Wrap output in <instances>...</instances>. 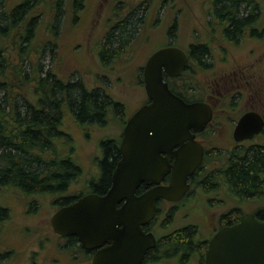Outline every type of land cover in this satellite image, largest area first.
<instances>
[{
	"label": "flooded vegetation",
	"instance_id": "af4514ba",
	"mask_svg": "<svg viewBox=\"0 0 264 264\" xmlns=\"http://www.w3.org/2000/svg\"><path fill=\"white\" fill-rule=\"evenodd\" d=\"M24 1L22 0L18 4H15V6H11L10 9L6 7L7 9L5 8V10L8 12L12 11ZM166 1L168 2V0H164V6H166ZM205 2H209L210 5V9L206 11V32H202L196 28L194 39L186 46H180L172 41L173 38H177L178 36V24L173 22L166 30V36H170L171 40H165L164 42L166 43L156 48L148 57L149 59L162 48H180L185 54V63L181 71L176 75L164 72V80L168 83L171 91L187 105L205 104L210 106L212 116L203 127H198V121L185 124L182 125L183 132L179 134L178 138L171 135L168 139H158L155 142V144H160L159 155L161 161H168L169 168L163 171L162 169L166 168L163 165L160 166L159 171H155L153 174H141L145 179H142L135 187V195L141 197L157 186H170L174 174H189L187 180L189 188L179 199L171 200L166 197L156 199L154 217L142 224L145 237L141 242L132 243L134 238H130L131 243L125 241V225L119 224L120 232L118 234L120 239H122L119 244V252L122 255L125 249L127 251L133 250L134 253L137 251L134 257L135 259H140L138 264H206V253L209 242L221 228L237 222L245 213H254L259 218H262L260 215L264 212V204H259L254 211L242 210V207L238 205L241 200H250L264 195V186L262 192L258 195L241 196L238 194L234 184L227 177V170L236 158L245 156L252 147H264V76L262 75V71H260L264 68V24L263 21L261 22L263 12L260 10L259 16H257L254 22L245 25L241 33L232 37L226 33L229 21L221 18L215 10V0H207ZM124 3L125 0H108L106 7L110 4L109 11L111 10V12H108L110 14L109 20H112L111 17L115 18V16L121 15L120 12L117 14V9H121ZM119 4L121 5L119 6ZM132 8L131 15L135 16L139 9L134 8V6ZM125 18L115 21L110 31ZM174 20L176 21L177 17ZM10 28V24H8L5 32ZM252 43L254 44L251 45ZM127 45L128 43H125L122 47L126 48ZM204 46L207 49L206 53L200 54L198 48ZM105 47L106 40L100 50V56L104 61L107 60L102 54ZM212 49L218 53L220 61L218 63L227 65L234 61L235 64L232 67L243 66L245 72L238 73L235 70L236 75H218L220 70L217 68H214L215 70L211 69L212 66L214 67L218 63L214 61L210 63L207 60L212 55ZM119 50L108 60H118L121 56ZM245 58H248L249 64L245 63L244 65L243 62H240ZM248 67H251L252 70H247ZM55 75L57 76V74ZM103 91L109 96L110 104L102 121L82 122L69 105H66L64 110L66 108L70 109L77 117L78 123L86 126H103L111 120V116L113 115L111 113L112 109L116 110L117 115L122 116L121 114L126 111L127 106L126 102L116 99L107 90L103 89ZM141 101V105L131 114L129 113L130 118L143 105L152 102L147 91L143 93ZM66 103L69 104L67 101ZM199 113L198 110L195 114L199 116ZM246 114L249 115L245 123L247 132L239 130L242 117ZM63 117L64 111L62 122ZM129 119L119 122L122 124V132L119 136L100 139L98 143V156L100 155L101 159L99 160V165L96 164L98 169L97 174L85 177V174H82L79 163L72 156L59 157L58 159H70L73 164L78 166L79 171L69 178L63 189H48L38 192H68L70 195H63L60 198L59 209L89 194L100 196L109 194L110 190L114 187L115 169L123 158L121 147L124 131ZM62 130L64 134L62 137L71 141L69 139L70 133L63 128ZM107 141L113 142L119 154L115 157L111 167L109 180L105 182L102 163L106 157L105 143ZM186 147L187 151L191 147L190 151L192 152L193 159L200 154V151L202 153V158L192 172L176 170L175 168L179 159L178 155H183ZM51 170H53L52 167ZM123 179L121 180L123 186L119 187V191H128L131 184L130 182L128 184V182L123 181ZM157 179L158 181H156ZM126 202V198L121 199L117 207H123ZM206 204H209V206H205ZM202 205L205 206V210H207L206 208L208 210L207 214L203 215L201 222L189 220L190 211L193 208L199 207L200 209ZM180 214H183L184 222L181 225H175L176 218ZM188 228L192 230V245L190 247L188 245L177 247L175 240L178 232ZM56 234L60 238L57 239V245H60L62 249L68 245L77 249L78 252L76 251L74 254L71 252L70 256L73 262L82 259L78 264H93V258L99 249L109 245L106 242L101 247L85 248L77 235H62L57 232ZM148 235H154L155 243L153 245H151ZM142 248L145 251L140 256L139 251ZM78 253L81 254L80 257L77 256ZM52 264H61V259L54 257Z\"/></svg>",
	"mask_w": 264,
	"mask_h": 264
},
{
	"label": "rangeland",
	"instance_id": "374dc122",
	"mask_svg": "<svg viewBox=\"0 0 264 264\" xmlns=\"http://www.w3.org/2000/svg\"><path fill=\"white\" fill-rule=\"evenodd\" d=\"M21 1L6 0L4 8L10 9ZM29 1V8L22 19L9 22L11 28L4 33L0 32V49L5 50L11 61L0 81L20 82L19 79L14 80L17 70L27 75L21 81V88L10 89L22 110L27 102L38 105L35 88L37 83L39 86V78L47 76L48 72L57 74L65 82L81 80L89 89H105L116 99L126 102V111L122 116L112 109L111 120L103 126L78 123L70 109L64 110L61 127L70 133L71 141L62 136L56 137L54 150L49 151L47 156H72L79 163L85 177L97 174L96 164L99 165L101 159L98 156L100 139L119 136L122 132V124L119 122L129 119V113L141 105L146 91L143 72L148 57L156 48L164 45L165 40H171L170 36H166V30L173 22L178 24V36L172 41L180 46H186L194 39L196 28L206 32L209 2L168 0L164 6V0H125L124 6L117 9V14L120 12L121 15L109 20L108 12L111 10L109 11L110 4L106 7L108 0ZM258 2L263 12L261 22L264 24V0ZM132 6L139 9L135 17L140 14L142 20L137 24L129 42H126L127 49L122 47L119 50L121 56L118 60L104 61L100 56L102 44L114 22L132 14ZM21 35L30 36L29 41L21 40ZM211 54L207 59L210 63L220 62L216 50L212 49ZM240 62L249 64L248 58ZM234 64V61L227 65L218 63L211 69L220 70V76L236 75L235 70L238 73L245 72L243 66L234 68ZM247 70L252 68L248 67ZM260 71L264 76V68ZM48 88L43 83L41 94L44 95ZM4 94L5 91L0 88V97ZM3 105L0 110H10L5 102ZM63 195L70 194L61 191L24 192L16 186L0 187V204L7 207L10 214L9 219L0 227V253H10L6 257L0 255V264H52L54 257H59L61 264L81 262L82 259L74 262L71 260L70 253L77 251L75 247L68 245L62 249L57 245V239L60 238L53 228L52 217L60 208V198ZM259 204H264V195L241 200L238 205L242 210L254 211ZM207 205L209 206H205ZM205 206L193 208L189 220L201 222L203 215L207 214L208 208L205 210ZM182 215L176 218L175 225L184 222ZM77 256L80 257L81 254L78 253Z\"/></svg>",
	"mask_w": 264,
	"mask_h": 264
},
{
	"label": "water",
	"instance_id": "95a60500",
	"mask_svg": "<svg viewBox=\"0 0 264 264\" xmlns=\"http://www.w3.org/2000/svg\"><path fill=\"white\" fill-rule=\"evenodd\" d=\"M185 59L184 52L178 47L162 48L148 59L144 83L152 102L143 105L126 125L121 147L123 158L115 169L114 187L109 194L83 196L59 209L52 217L57 233L77 235L85 248L101 247L108 242V246L96 253L93 264H138L140 259L134 257L137 251L125 249L122 255L119 252L122 240L118 234L119 224L125 225V241L131 243L130 238H134L132 243L141 242L145 237L142 224L154 217L156 199L176 200L189 188V174H174L170 186H157L141 197L134 193L137 184L145 179L141 174H153L163 165L166 167L163 171L169 168L168 161L160 159V144H155L158 139H168L171 135L178 138L183 132L182 125L198 121V127H203L211 119L210 106L187 105L164 80V72L178 74ZM198 110L199 116L195 114ZM248 117V114L242 117L239 130L247 132ZM190 148L187 151L186 147L183 155H178L176 170L192 172L198 165L202 153L200 151L193 159ZM122 179L130 182L128 191H119L123 186ZM123 198L127 202L118 208L117 204ZM148 236L153 245L154 235ZM144 251V248L139 251L140 256ZM206 264H264V219L254 213H245L237 222L221 228L209 242Z\"/></svg>",
	"mask_w": 264,
	"mask_h": 264
},
{
	"label": "trees",
	"instance_id": "16d2710c",
	"mask_svg": "<svg viewBox=\"0 0 264 264\" xmlns=\"http://www.w3.org/2000/svg\"><path fill=\"white\" fill-rule=\"evenodd\" d=\"M5 2L6 0H0L2 33L7 29L9 22L22 19L30 1H24L9 12L4 8ZM214 3L219 16L229 21L226 33L232 37L241 33L245 25L254 22L261 10L258 0H215ZM140 20V14L138 17L129 15L110 31L102 53L105 59L118 52L131 38ZM32 21L35 22V19ZM30 28L32 29V24ZM29 37L22 36L21 40L29 41ZM206 50L205 46L198 48L200 54L206 53ZM9 64L11 61L5 50L0 49V78L6 74ZM15 73L14 80L19 79L20 82L0 81V88L5 91L4 96L0 97V109L4 107L3 102L10 108L9 111L0 110V187L16 186L24 192L63 189L79 168L70 159L52 158L47 155L49 151L54 150L56 137L64 135L61 127L64 107L69 105L82 122L102 121L110 98L102 89H89L80 82L81 80L65 82L54 73L48 72L47 76L39 78V86L37 83L35 88L38 105L27 102L22 110L11 95L10 89L21 88V81L26 79L27 75L21 70ZM43 83L49 87V90L44 91V95L41 94ZM105 149L106 157L102 164L106 182L119 153L112 141L105 143ZM227 177L241 196L260 194L264 186V147H252L245 156L236 158L227 170ZM260 216L264 219V212ZM9 217V209L0 204V227ZM191 234V228L179 231L175 240L177 247H190ZM9 253L0 255L6 257Z\"/></svg>",
	"mask_w": 264,
	"mask_h": 264
},
{
	"label": "bare ground",
	"instance_id": "6f19581e",
	"mask_svg": "<svg viewBox=\"0 0 264 264\" xmlns=\"http://www.w3.org/2000/svg\"><path fill=\"white\" fill-rule=\"evenodd\" d=\"M54 148V147H53ZM57 148V147H56ZM48 149V148H47ZM51 152V151H50Z\"/></svg>",
	"mask_w": 264,
	"mask_h": 264
}]
</instances>
